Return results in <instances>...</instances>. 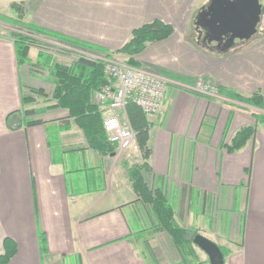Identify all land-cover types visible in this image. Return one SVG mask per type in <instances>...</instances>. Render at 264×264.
I'll list each match as a JSON object with an SVG mask.
<instances>
[{
	"label": "crops",
	"instance_id": "0c3cea01",
	"mask_svg": "<svg viewBox=\"0 0 264 264\" xmlns=\"http://www.w3.org/2000/svg\"><path fill=\"white\" fill-rule=\"evenodd\" d=\"M19 2L29 5L36 26L122 62L127 58L116 51L132 30L154 19L172 26L168 38L134 56L135 67L158 73L166 86L161 111L145 114L152 152L143 181L164 193L180 227L229 250L224 264H264L259 109L192 89L204 79L223 91L264 97V33L226 52L204 47L194 24L199 0ZM40 50L29 48L31 61ZM45 72L18 65L13 42L0 32V253L6 238L16 247L8 264H208L193 243L177 248L133 191L128 171L141 162L137 147L99 154L66 110H39L53 103L48 97L30 94L34 103L24 108L34 113H23L22 93H50ZM31 119L41 122L27 125ZM251 125L252 138L228 153L222 145Z\"/></svg>",
	"mask_w": 264,
	"mask_h": 264
},
{
	"label": "trees",
	"instance_id": "16d2710c",
	"mask_svg": "<svg viewBox=\"0 0 264 264\" xmlns=\"http://www.w3.org/2000/svg\"><path fill=\"white\" fill-rule=\"evenodd\" d=\"M8 18V17H7ZM17 25L18 30L5 32L3 35L13 42L16 61L18 65L38 66L47 71L48 81L51 84V91L45 94L42 89L30 88L29 93L21 94L22 107L34 103L30 94H36L41 98H49L53 102L51 105L42 107L43 110L48 107H56L66 110L68 117L72 118L78 128L82 131L88 146L98 152L106 155L112 154L115 146L107 141L106 133L102 127V109L95 102L94 94L104 86L108 80L103 72L101 62L92 61L86 57L80 56L72 63L52 62L50 56L46 55L43 50L38 52L36 61H31L29 57V48L35 44H41L40 39L36 36H45L64 45L72 46L82 51L93 53L98 50L93 45L75 40L73 38L51 32L36 26L33 23H23L17 19H10ZM24 24L25 26H22ZM35 25V26H34ZM173 33L170 24L154 19L140 27L132 30L130 37L116 51L124 55L126 63L135 66L134 56L140 53L147 44L161 41L168 38ZM105 56H113V52H104ZM232 91L220 90L217 87V95L229 98L246 106H251L264 110V97L257 92L248 97L231 93ZM47 100V101H48ZM23 113L28 115L34 113L33 109H23ZM126 113L130 120L132 129L135 133V142L140 153V163L132 166L128 171L133 191L139 199L153 208L156 219L159 221L177 248L185 246V243L192 244V238L196 231H189L180 227L174 219V212L171 203L162 191L148 188L144 183L141 170L147 171V161L151 155L152 149L149 146V127L150 123L146 115L135 104L129 102L126 105ZM36 114V113H35ZM13 114L7 116L9 125ZM257 125H264V114L254 115ZM41 120L31 119L27 125L40 123ZM256 132V125L245 126L239 129L231 138L229 143L222 146L228 153H233L241 149L246 142L252 138ZM223 258L229 253L228 249L220 248ZM16 252L15 243L11 239H4L3 252L0 253V264H8ZM208 263V259H207Z\"/></svg>",
	"mask_w": 264,
	"mask_h": 264
},
{
	"label": "built area",
	"instance_id": "2783aa9c",
	"mask_svg": "<svg viewBox=\"0 0 264 264\" xmlns=\"http://www.w3.org/2000/svg\"><path fill=\"white\" fill-rule=\"evenodd\" d=\"M86 55L88 59L102 63L108 80L94 94L95 102L104 109L102 127L107 140L119 151L135 147V133L126 113V105L131 102L146 115L159 113L166 90L163 78L157 73L136 69L99 53ZM217 87L209 80L198 79L192 89L202 95H213Z\"/></svg>",
	"mask_w": 264,
	"mask_h": 264
},
{
	"label": "water",
	"instance_id": "95a60500",
	"mask_svg": "<svg viewBox=\"0 0 264 264\" xmlns=\"http://www.w3.org/2000/svg\"><path fill=\"white\" fill-rule=\"evenodd\" d=\"M261 13L260 0H210L198 9L194 24L200 37L204 30V47L226 52L257 33ZM193 243L207 255L210 264H224L223 254L213 241L196 234Z\"/></svg>",
	"mask_w": 264,
	"mask_h": 264
},
{
	"label": "rangeland",
	"instance_id": "374dc122",
	"mask_svg": "<svg viewBox=\"0 0 264 264\" xmlns=\"http://www.w3.org/2000/svg\"><path fill=\"white\" fill-rule=\"evenodd\" d=\"M199 1H200V6L197 8V11L200 7L206 6L210 0H199ZM262 1L264 2V0ZM18 3H22V2H19V0H0V32H2L3 34L11 30H18L16 23L9 20L8 18L12 20L17 19L23 23H33L31 22L32 20L29 17V14H30L29 5L24 6L22 3V6H19ZM197 11H196V14H197ZM261 16H262L261 21L258 22L259 32H257V34L255 33L254 34L255 36L253 35L254 37L252 36L253 38L252 37H251L252 39L250 38L251 40H254L257 37H260L262 33H264V8L262 10ZM22 26H25V25L22 24ZM36 37L40 39V42H42L40 44L41 48L46 55L50 56L52 62L57 61V62H62V63H68V62L70 63L71 61L76 60L80 56H84L88 58V56L86 55V53L88 52H84L72 46L61 44L43 35L36 36ZM250 39L248 41H250ZM47 74L48 73L46 71L44 73V76H47ZM47 87H49V85H47ZM259 110H257L259 114H264L263 109H259ZM262 133H264V131ZM235 198H236L235 200V204H236L238 202L237 193H236ZM67 264H75V263L68 262Z\"/></svg>",
	"mask_w": 264,
	"mask_h": 264
},
{
	"label": "bare ground",
	"instance_id": "6f19581e",
	"mask_svg": "<svg viewBox=\"0 0 264 264\" xmlns=\"http://www.w3.org/2000/svg\"><path fill=\"white\" fill-rule=\"evenodd\" d=\"M204 96H211V97H216V96H218L217 95V90H216V92L213 94V95H204ZM196 234H199V233H196ZM196 234H194V236L196 235ZM194 236H193V238H194ZM193 238H192V242H193ZM207 238V237H206ZM209 239V238H208ZM194 244V243H193ZM195 245V244H194ZM196 246V245H195ZM218 246V245H217ZM197 247V246H196ZM198 248V247H197ZM198 249H200V248H198ZM220 249V248H219ZM201 250V249H200ZM202 251V250H201ZM221 251V250H220ZM203 252V251H202ZM204 253V252H203ZM205 254V253H204ZM206 255V254H205ZM206 258L208 259V257H207V255H206ZM208 264H210L209 263V260H208Z\"/></svg>",
	"mask_w": 264,
	"mask_h": 264
},
{
	"label": "flooded vegetation",
	"instance_id": "af4514ba",
	"mask_svg": "<svg viewBox=\"0 0 264 264\" xmlns=\"http://www.w3.org/2000/svg\"><path fill=\"white\" fill-rule=\"evenodd\" d=\"M260 2L262 3V10H263V8H264V2H263L262 0H260ZM207 5H208V4H207ZM207 5H206V6H207ZM201 32H203V35H204V30L201 29ZM203 35H202V37H203ZM202 37H201V38H202ZM228 39H229V36L225 38V40H228Z\"/></svg>",
	"mask_w": 264,
	"mask_h": 264
}]
</instances>
